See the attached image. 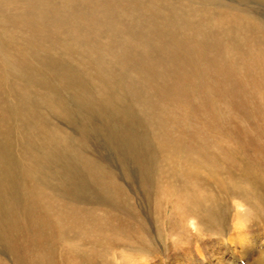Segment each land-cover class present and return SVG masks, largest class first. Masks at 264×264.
I'll return each instance as SVG.
<instances>
[{
  "label": "rangeland",
  "instance_id": "1",
  "mask_svg": "<svg viewBox=\"0 0 264 264\" xmlns=\"http://www.w3.org/2000/svg\"><path fill=\"white\" fill-rule=\"evenodd\" d=\"M144 1L148 4L147 6L153 8L163 0ZM205 1L208 2L205 4ZM181 2L185 5L189 3L188 0H180L177 4ZM197 3L195 7L199 9L208 8L213 11L218 7L223 15L231 10L229 13L232 14L234 11L243 10L247 16L243 22V26L247 29L243 37L248 41L244 43L238 39L232 40L226 34L223 36L210 34L206 37L205 33L198 30L195 34L197 37H193L196 39L188 38L185 42L186 50L181 47L177 49L175 44L167 45L168 47L164 49L163 46L161 47V42L165 39L161 34L160 24L150 26L151 20H143L146 27L142 34L145 35L147 30L150 33L151 56L168 62L170 60L165 54L175 55L173 64L178 67V70L175 72L174 66H167L162 77L156 75L155 80L150 79L147 74L139 75L145 80L137 89L132 88L128 79H126L128 82L121 85L120 69L114 65L112 74L116 87L111 93L106 90L109 93L102 94L88 77L78 75L79 72L70 68V66L77 67V64L68 59L65 52L58 55L49 53L53 61L62 57L61 69L68 71L69 81L76 86L75 90L66 88L61 84L60 75H52V73L49 78L53 77V80L48 82V85L42 86L40 82L45 75L39 66L41 63L39 56L48 55L47 49L28 45L30 50H27L23 57H19L22 41L6 39L3 45L16 52L17 60L9 62L7 54L9 53L11 57L10 52L0 51V67L3 70L7 69V81L23 82L27 77L38 74L37 82L32 84L34 95L29 101L30 105L28 102L19 104L21 109L11 96L8 102L14 113L11 118L17 115L13 123V133L8 142L14 164L18 167L24 165V158H22L24 155L19 151L23 145L35 152L41 151L43 147H45L43 150H46V147H52L47 150L54 153L56 157L44 154L47 159L40 161L41 167L48 174L45 182L42 178L46 188L44 191L56 198L64 197L67 201L71 200L80 183L87 184L85 185L87 191L89 188L96 187L94 175L88 168H96L97 173L103 174L102 181L114 180V183L125 186L121 189L116 188L115 192L112 191L114 196L109 198L110 201L107 199L108 196L97 188V193H93V196L108 203L117 202V205L114 208L104 206L87 215L84 213L82 218L84 223L81 226L84 227L85 237L93 236L91 231L93 224L95 229L103 233L104 229L117 225L113 216L115 217L119 212L131 213L135 208L140 213L137 223L141 222L140 219L144 220L143 222L150 229L151 240L155 241L157 248L153 253L143 255V259L137 256L128 264H178L179 259H184L181 256L183 253L196 258L192 260L195 262L190 264H231L234 261V247L244 245L241 243V238L247 237L248 241L256 238L253 245H257V248L260 245L264 247V218L259 215L262 208H257L230 192L234 190L235 177L240 179L241 186L255 180L251 169L253 175L263 178L260 179V183L264 184V0H199ZM11 11L13 10L7 13L10 14ZM144 15V18L149 19V12ZM124 22L127 23L125 19ZM228 23L232 24L227 20L226 27L229 26ZM251 25H253L252 33L249 30ZM150 27H155L157 30L153 32ZM190 27L188 26L190 35L198 29ZM169 29L175 31L174 27H167L165 31L168 32ZM185 30L187 31L186 28ZM9 32L17 33L13 29ZM37 38V36L32 37V39ZM128 40L130 39L126 36L119 41L125 46V42L130 45L134 43ZM93 43L102 45L105 41L101 37L94 36ZM128 47L123 50L131 53L132 48ZM137 48L135 46V49ZM158 48H161L162 53H158ZM201 48L204 50L202 53H200ZM18 49L19 52H17ZM182 59L185 61L183 62ZM131 65L133 62L130 59V69H132ZM142 65V68L145 66L150 69V74L155 73L154 65L150 66L148 62L146 64L142 62ZM7 81L6 90L8 89L9 93L10 83ZM83 86L87 88L90 98L89 96L84 99L79 98L80 89ZM121 88L122 91L118 92ZM20 124L24 127L22 128ZM60 135L65 142L58 139ZM56 142L61 148L58 150L59 154L52 151ZM209 155L215 156L216 159L205 165L198 164L199 161L206 160ZM181 173H184L185 177L179 178ZM156 178L174 180L185 187L183 192L171 191V199L160 201L161 206L168 209L170 213L180 212L179 204L185 198H190L202 211L219 209L222 226H218L216 220L210 219L204 223L203 230L200 229L199 232L196 229L198 219L190 218L188 221L183 219L188 229H180L182 233L180 237L173 234L172 228L167 231L165 224L164 234L158 236L156 234L158 224L153 218L152 194L144 188V183L147 181L153 183ZM261 196L264 201V187ZM128 198L133 205L125 202ZM242 205L246 209L244 213L240 211ZM38 209L42 210L41 207L37 208L38 216H30L36 223L34 229L40 231L39 235L36 233L30 235L33 230L22 228L21 232L13 235L12 239L0 236V258L3 262L15 264L17 261L15 253L6 245H70L60 240L58 228L53 227L52 221L58 218L59 214L60 217L66 215L68 217L65 223L71 225L69 215L73 208L62 207L60 211L52 215L54 219L50 218L49 226L46 225L45 216ZM161 217L163 221L172 219V216L170 214L167 216L166 212ZM181 217L183 218L182 214ZM244 228L242 233L236 232ZM68 231L71 234L74 228L70 226ZM239 233H241L240 237ZM121 241L124 243L114 241L105 243L104 235H101L93 238L90 245H129L125 244L127 241L122 238ZM112 248H114L113 253L128 254L123 248L110 246L104 250L105 257ZM129 248L130 251L133 250L131 246ZM213 248L217 250L213 252ZM131 254L133 256V253Z\"/></svg>",
  "mask_w": 264,
  "mask_h": 264
},
{
  "label": "bare ground",
  "instance_id": "2",
  "mask_svg": "<svg viewBox=\"0 0 264 264\" xmlns=\"http://www.w3.org/2000/svg\"><path fill=\"white\" fill-rule=\"evenodd\" d=\"M198 1L199 0H188L189 3L185 5L184 2L177 4L180 0H163L157 5V7L152 8L147 6L148 4L144 0H0V29H2L0 30V51L10 52L11 57L9 56V53L7 54L9 62L17 60L16 52L3 45V41L11 39V41L15 42L17 40L22 41V50L19 57H23L27 50H30L28 45L36 46L38 49H47V53L51 52L56 55L65 52L67 58L73 60L77 64V67L70 66V68L79 72L78 75L82 74L83 76L88 77L90 81L96 84L102 94L104 92L106 94L109 92L111 93L116 87L115 82L113 81L114 78L112 68L114 65H117L120 69L119 75L121 77L119 78V82L121 85L129 81L131 82L132 88L137 89L145 80L144 77L140 78L139 75L146 76L147 74L150 79L155 80L157 78L156 75L162 77L167 66H174L175 72L178 70V67L173 64L175 55H167L165 52V55L170 60L168 62L151 56L150 33L147 30L145 35L142 34L146 27H144L145 22H142L143 20H151L150 26L160 24L159 26L162 29L161 34L165 39L163 40L164 42H161V47L163 46L164 49L165 47H168L167 45L175 44L177 45V49L181 47L186 50L187 47L185 48V42H187L188 38L190 40L196 39L193 37H197L195 34L198 30L201 33H205L206 37L210 34L218 36L226 34L228 37L232 38V40L238 39L241 42L247 40V38L243 37V34L247 31V29L243 26V22L247 18V16L243 13V10L241 12L234 11V14L229 13L232 11L231 10L226 15H223V13L219 11L220 8L218 9V7L213 11L208 8L205 9V6H203L204 9L195 7V4H198ZM207 2L208 1H205V4ZM9 9L13 10L10 14L7 13L10 11ZM146 12H149V19L144 18V13ZM124 19L128 24L124 22ZM227 20L232 23H228V27H226ZM188 26H191L193 29L197 27L198 29L194 30V33L190 35L191 32H188ZM167 27H174L175 31H173L174 29H169L168 32H166L165 30ZM9 28L17 31V33H10ZM150 28L153 32L157 30L155 27ZM252 28L253 25L249 26L251 33ZM228 32L230 34H228ZM180 33L182 35H179ZM6 34L7 36H5ZM35 36L38 38L32 39V37ZM94 36L95 38L96 36L101 37L104 39L105 43L102 45L93 43ZM126 36L130 39L128 41H132L134 43L130 45L127 44L128 42H125L124 44H126V46L122 45L123 43H120L119 40L120 38ZM173 41L177 43H174ZM128 46H131L132 48L131 53L123 50ZM135 46L138 48L135 49ZM173 48L175 49V46ZM160 49L158 48V53H162ZM202 51H204L203 48H201L200 53H202ZM17 52H19V49ZM133 52L135 54H132ZM147 52L148 54H144ZM145 58H148V60H145ZM52 59L53 57H51L50 53L48 55L39 56V60L42 63H40L39 66L45 75L40 84L45 86L48 82H51L53 77L49 78V75L52 73V75H60L61 84L66 88L75 90L76 86L69 81L68 71L61 69L63 65L62 57L59 58V60L55 59V61ZM130 59L133 62V65H131L132 69H130L129 66ZM182 61L184 62L185 60L182 59ZM142 62L145 64L148 62L150 63V66L151 64L154 65L155 73L150 74V69L148 67L144 66L142 68ZM165 63L167 65H165ZM124 68L127 69L125 70ZM7 75V69L5 68L3 70L0 67V236L2 238L12 239L13 235L17 234V232H21L22 228H26V230L30 231L33 230L30 235H34V233L39 235L40 231L34 229V227H36V223L30 216H38V207H41L42 209L41 211L39 209L38 210L45 216L47 226H49L48 222L50 221V218L54 219V216L52 215L56 214L58 210L60 211L62 207L73 208L72 213L69 215L71 225H68L69 227L71 226L74 228V231H71L70 234L68 231L69 227L65 223L66 217L68 216L63 215L60 217L59 214V217L52 221V225L54 228H58V237L60 240H62V242H67V244L70 245H6L9 250H12L15 253L17 260L15 264H128L129 262L131 263L132 259L137 256L143 259V255H146L149 252L153 253L157 248V244H155V241L151 240L150 229L146 223L143 222L144 220L140 219L141 222L138 221L139 224L137 223V218H139L138 216H140V213L136 211L135 208H133V212L131 213L119 212L115 215V217L113 216L112 218L117 221V225L115 227L104 229L103 233H101L100 230L95 229V225L93 224V229L91 230L93 231V236L89 235V237H85L84 227L82 228L81 226V224L84 223V220L82 219L83 214L85 213L87 215L91 212L93 213L94 210H98L104 206H111L114 208L117 205V202L108 203L96 198V196H93L92 194L97 193V188H100L102 193L108 196L107 199L109 200L110 197L114 196L112 191L115 192L116 188L121 189L125 186L123 187L119 183H114V180H110L109 182L102 181L101 177L103 174L97 173L98 171H96V168H88L92 175H94V186L96 187H93V189L89 188V191H87L85 186L87 184L80 183L77 185L76 189L74 188L76 192L72 198H70L72 201H67L64 197L59 196V198H56L44 191L46 188L42 183V178L45 182L48 179V174L41 167L40 161L47 159L44 154H47V156L49 155L50 157H56L54 153L47 150V148L52 147H46L47 151L43 150L45 148L43 147L41 151L35 152L29 149L26 145H23L19 151L22 155H24V157H22L24 158V161L22 160L24 165L18 167L14 164L12 151L10 150L8 142H10L13 133V123L16 121L15 119L17 115L14 116L13 119L11 118L14 113L10 109V104L8 102H10L11 96L14 99L13 101H16L18 105L26 102L30 105L31 102L29 101L34 95L32 84L37 82L38 74L36 76L27 77L24 80L22 79L23 82L16 81L15 83L7 81ZM126 79H128V81ZM6 81L10 83L9 93L7 92L8 89L6 90ZM86 89L87 88L84 86L80 89L81 92L79 94V98L84 99L89 96ZM106 90L109 92H106ZM120 91H122V88L118 90V92ZM137 92L139 91L137 90ZM47 95L49 94L47 93ZM20 108L22 109V107ZM27 111L28 110H26V112ZM17 114L24 115L21 112H17ZM20 126L22 128L24 127L21 124ZM32 134H29V136H32ZM58 139L61 142H65L61 135ZM47 141L49 140L47 139ZM52 141L54 142V139H52ZM54 147L55 148H53L52 151L59 154L60 152L58 150L61 148H59V144L57 142L54 143ZM215 159V156L209 155L206 160L199 161L198 164L205 165L208 164L209 161H214ZM251 172L256 183L253 181L250 184L245 183V186H241V181H239L240 179L238 180V177H235L236 181L234 180V190H231L230 192L234 194V196H240L246 202L251 203L255 207L260 209L262 208L259 215L261 218H264V201L261 196L264 184L260 183V179L263 178L253 175L252 169ZM19 176L21 178H19ZM183 177H185L184 173L179 174V178ZM70 185L69 187H71ZM180 185V182L164 178H156L153 183L148 181L147 183H144L145 190L152 194V201L154 204L153 218L155 223L158 224V231L156 233L158 236H162L164 234L163 226L165 224L167 226V231L172 228L174 229L173 234L180 237L182 234L180 229H188L183 221H188L190 218L198 219L199 222L197 223L198 226L196 229H198L199 232L203 230L202 226L204 223L210 219L216 220L218 226H222L220 223L222 221L221 211L219 209L202 211L196 202L190 198H185L183 202L179 204L178 210L181 212L183 218L181 217L180 212L170 213L168 209L162 207L160 201L162 199H171V191L175 193L183 192L185 190V187ZM174 197L178 200L180 199L178 196ZM125 202L133 205L129 198L125 200ZM165 212L167 213V216H169V214L172 216V219L169 220L170 222L167 220L163 221V217L161 216L164 215ZM165 221L167 222L165 223ZM224 223L227 224L226 222ZM238 229L240 228L238 227ZM248 229L250 228L248 227ZM242 230H245V228L236 230V232H241ZM241 233L238 234L239 237ZM101 235H104L105 243L109 241L124 243L121 241L122 238L127 241L125 244L129 245H90L93 238ZM246 238H241V243L244 245L234 247V261L231 264H264V247L260 245L259 248H257V245H253L256 238L254 240L250 239L249 241ZM95 240L96 239H94V241ZM110 246L123 248V250L127 251L128 254L113 253L114 248H112V251L107 253V257H105L104 250ZM129 246L133 248L132 251H130ZM186 248L187 246L185 249ZM215 249L217 250V248H213V252H215ZM131 253H133V256ZM170 254L173 253L170 252ZM181 256H183L184 259H179L178 264H190L195 262H192V260H196V258L189 257L187 253H183ZM146 263H148V261ZM0 264L7 263L3 262L0 258Z\"/></svg>",
  "mask_w": 264,
  "mask_h": 264
},
{
  "label": "clouds",
  "instance_id": "3",
  "mask_svg": "<svg viewBox=\"0 0 264 264\" xmlns=\"http://www.w3.org/2000/svg\"><path fill=\"white\" fill-rule=\"evenodd\" d=\"M240 211H241V213H244L246 211V209L244 208L243 205L241 206ZM242 226L246 227V225H242Z\"/></svg>",
  "mask_w": 264,
  "mask_h": 264
}]
</instances>
